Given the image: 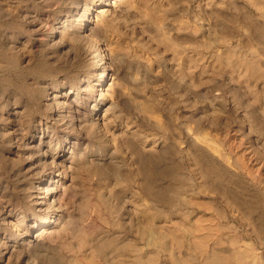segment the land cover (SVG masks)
Listing matches in <instances>:
<instances>
[{
    "label": "rangeland",
    "instance_id": "obj_1",
    "mask_svg": "<svg viewBox=\"0 0 264 264\" xmlns=\"http://www.w3.org/2000/svg\"><path fill=\"white\" fill-rule=\"evenodd\" d=\"M39 127L71 162L27 144ZM262 212L264 0H0V264H264Z\"/></svg>",
    "mask_w": 264,
    "mask_h": 264
},
{
    "label": "bare ground",
    "instance_id": "obj_2",
    "mask_svg": "<svg viewBox=\"0 0 264 264\" xmlns=\"http://www.w3.org/2000/svg\"><path fill=\"white\" fill-rule=\"evenodd\" d=\"M110 15V10L107 7H101L97 9L95 13V19H99L101 21V25L103 27H106V18ZM91 24H93L90 21V24H87L85 27V32H91ZM108 26V24H107ZM58 35V31L54 32V36ZM98 49V54L94 55L93 50ZM108 51L110 54H112V50L110 49V45L107 43H101L96 42L95 40H91V42L85 43L84 46H82L81 54L85 57V60L89 63V68L91 71V74L89 75V84L87 87H85L88 96L92 97V94L95 92H100L99 97L100 99H94L90 103V107L96 112L97 114L100 112V110L105 107L106 105V96L108 95L109 91L112 90L113 82L111 78V74L108 70V54L106 51ZM73 90L72 89H66L61 90L58 92H55L54 95L50 97V99L56 103L59 106H65V105H71L73 103H76L78 100V95H76L71 101H69L70 96H72ZM95 97V96H94ZM41 126V125H39ZM51 138L49 136V133L45 131L42 127H39L35 130V132L32 134V136L28 139L27 144L33 145L35 148L44 150V154L49 155V161L52 166H64L67 162L70 160V156L72 154V148L68 146H59L57 148L52 147V143L50 142ZM48 151V152H47ZM71 162V160H70ZM55 168V167H54ZM58 169V168H57ZM62 169V168H61ZM60 169V170H61ZM50 170V169H49ZM52 170V169H51ZM45 171V170H44ZM43 171V172H44ZM53 171V170H52ZM47 172L45 174V177L40 181V187H39V196L43 197L45 201L49 200L56 204L58 202L57 199L59 198V190L62 187L60 183V176L59 174H56L54 172ZM55 171V170H54ZM60 173V172H58ZM44 174V173H42ZM62 182V181H61ZM38 186V185H37ZM38 194V193H36ZM38 196V197H39ZM41 199V198H40ZM238 200V199H237ZM42 201L43 200H39ZM47 203V202H46ZM45 203V204H46ZM41 204H44L41 203ZM41 208V207H40ZM254 213V212H252ZM264 213V212H262ZM264 215V214H263ZM49 217V216H48ZM55 218V217H54ZM37 223V222H36ZM54 224V221L50 218L45 219V223L43 224V228L33 237L34 240H37L40 238V236L45 232L48 231L51 226ZM55 225V224H54ZM37 225L35 224L34 227ZM51 230V229H50Z\"/></svg>",
    "mask_w": 264,
    "mask_h": 264
}]
</instances>
